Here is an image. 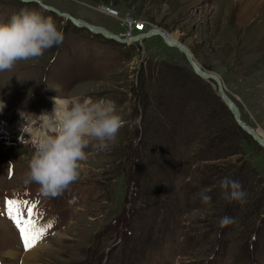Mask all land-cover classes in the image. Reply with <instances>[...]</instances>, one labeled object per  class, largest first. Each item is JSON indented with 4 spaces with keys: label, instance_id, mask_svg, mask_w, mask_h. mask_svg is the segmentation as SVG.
<instances>
[{
    "label": "rangeland",
    "instance_id": "374dc122",
    "mask_svg": "<svg viewBox=\"0 0 264 264\" xmlns=\"http://www.w3.org/2000/svg\"><path fill=\"white\" fill-rule=\"evenodd\" d=\"M36 2L0 0V23L21 9L36 11L64 35L59 47L0 72V249L19 237L2 213L9 198L38 201L35 219L52 224L42 239L47 243L33 249L32 264H264V149L223 102L264 140V50L244 44L254 17L240 25L233 12L230 33L220 32L216 0ZM37 4L120 38L141 35L135 29L140 21L144 34L160 30L220 79L226 98L212 75L195 74L161 35L140 41L141 55L137 43L130 48L75 28ZM46 95L52 102L73 96L112 101L124 121L107 150H97L95 142L85 150L79 179L66 188L90 192L76 210L24 183L34 149L18 146L10 122L17 107L39 114ZM7 138L14 143L4 145ZM13 147L21 155L5 151ZM225 177L239 183L243 202L225 200ZM225 216L232 222L222 228ZM28 253L17 255L21 264Z\"/></svg>",
    "mask_w": 264,
    "mask_h": 264
},
{
    "label": "clouds",
    "instance_id": "9594fccd",
    "mask_svg": "<svg viewBox=\"0 0 264 264\" xmlns=\"http://www.w3.org/2000/svg\"><path fill=\"white\" fill-rule=\"evenodd\" d=\"M64 35L51 17L36 11L21 9L8 22L0 23V72L11 71L20 61L41 57L45 51L59 47ZM52 114L39 116L22 113L26 120L22 131L29 139L34 153L25 174L26 185H39L44 197L56 198L80 175V162L87 159L86 149L91 142L99 151H105L115 143L124 126L112 101H93L73 96L53 98ZM4 104L0 101V109ZM27 117H35L34 121ZM224 198L229 203L243 202L246 193L237 181L225 177L221 181ZM204 204L211 197L201 193ZM232 218L223 217L220 227L227 226Z\"/></svg>",
    "mask_w": 264,
    "mask_h": 264
},
{
    "label": "bare ground",
    "instance_id": "6f19581e",
    "mask_svg": "<svg viewBox=\"0 0 264 264\" xmlns=\"http://www.w3.org/2000/svg\"><path fill=\"white\" fill-rule=\"evenodd\" d=\"M262 3H264V0H216L217 18L220 19L221 17H223V24L220 27V32H230V33L235 32L231 26L232 25L231 18H232L233 12L235 13L237 11L236 12V17H237V21H238L237 23L240 25H243L247 19L254 17V21L251 24V26H248L245 29L244 44H245V46H247L251 50H258V51L262 50V49L264 50V4H263V6L260 7V4H262ZM259 7H260V10L255 12ZM71 19H73V18H71ZM129 22L131 23L130 25L135 24L134 21L129 20ZM139 25H140L139 28H135V29L139 30L137 32L141 33V35H139V36H144V39H146V38H149L151 35H161L163 37V39L167 41L165 43L168 46L176 47L181 53H183V55L186 57L188 62L191 61L194 63L195 70L201 72V74L204 76L203 77L204 79L210 78L212 75V77H214V80L215 81L217 80L216 85H217V89L219 91L221 98L222 97H224V99L226 98L224 94L222 96V93H223L222 88L223 87L220 84V79L217 76H214L212 73H207L206 71L202 70L201 67L195 62V60L192 59L191 54L188 52V50H186V48L184 46L179 45L178 43H176L173 40L167 39L166 37H164L163 33L160 30L159 31L158 30H154V31L152 30V32L144 34V31L140 32V30L144 27V23L140 21ZM92 29H94V28H92ZM130 35L131 34H127L126 37H130ZM237 118H238V116H237ZM236 120H237L238 125L240 127H247L248 128V126H246L245 124H243L241 122L240 118H238ZM17 124H18V126L23 127L24 123L20 122ZM251 130L253 131L254 140L257 143L259 142V143L263 144V146H264V140L257 136V133L255 132L254 129H251ZM0 150H1V148H0ZM5 151L6 152L9 151L8 153H13L16 155H21V153H19L18 151H23V150L22 149L20 150V148L18 150V147H13V148H9ZM20 158H22V157H20ZM28 252L29 253L23 258L22 264H32L30 259L36 258L35 250L32 249Z\"/></svg>",
    "mask_w": 264,
    "mask_h": 264
},
{
    "label": "snow or ice",
    "instance_id": "6c2138e0",
    "mask_svg": "<svg viewBox=\"0 0 264 264\" xmlns=\"http://www.w3.org/2000/svg\"><path fill=\"white\" fill-rule=\"evenodd\" d=\"M38 203V201L30 203L27 200L5 199L6 214L16 227L25 251L34 248L43 239L47 229L52 227L51 223L41 226L35 219L39 215L35 211ZM25 212L27 213L26 218Z\"/></svg>",
    "mask_w": 264,
    "mask_h": 264
},
{
    "label": "water",
    "instance_id": "95a60500",
    "mask_svg": "<svg viewBox=\"0 0 264 264\" xmlns=\"http://www.w3.org/2000/svg\"><path fill=\"white\" fill-rule=\"evenodd\" d=\"M21 1H28V0H21ZM29 1H34L35 3H37L36 2V0H29ZM37 5H39V7L42 9H44V10H46V11H50V12H52L53 14H55V15H57V16H59V17H63L64 19H66V20H68L70 23H72L75 27H78V28H80V27H84V28H86L88 31H90L91 33H94V34H100L101 36H103V37H105V38H109V39H113V40H115V41H118V42H122V41H120V40H118L116 37H114V36H112V35H110V34H108V33H106V32H104L103 30H100V29H98V28H95V29H92V27L91 26H89V25H86L85 23H81V22H79V21H74L73 19H71L68 15H66V14H60V13H57L56 11H54V9H52V8H50V7H47V6H44V5H40V4H37ZM164 42H167L166 40H164ZM189 65H190V67H191V69H192V71L193 72H195V74H197L198 76L200 75L201 77H204L202 74H201V72H199V71H196L195 70V65H194V63L193 62H191V61H189ZM222 98H224V97H222ZM224 102V106L227 108V110L228 111H230L231 113H232V116L234 117V121H235V123L238 125V122H237V112H236V109L232 106V105H230L229 103H228V101H223ZM239 126V125H238ZM240 127V126H239ZM246 134H248L249 136H251L252 137V139H254V136H253V131L251 130V129H249V128H247V127H240ZM257 144H259V146H261L263 149H264V146H263V144H261V143H257Z\"/></svg>",
    "mask_w": 264,
    "mask_h": 264
},
{
    "label": "built area",
    "instance_id": "2783aa9c",
    "mask_svg": "<svg viewBox=\"0 0 264 264\" xmlns=\"http://www.w3.org/2000/svg\"><path fill=\"white\" fill-rule=\"evenodd\" d=\"M131 23L129 22V25H130ZM131 26V25H130ZM127 34V33H126Z\"/></svg>",
    "mask_w": 264,
    "mask_h": 264
}]
</instances>
